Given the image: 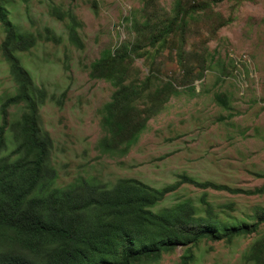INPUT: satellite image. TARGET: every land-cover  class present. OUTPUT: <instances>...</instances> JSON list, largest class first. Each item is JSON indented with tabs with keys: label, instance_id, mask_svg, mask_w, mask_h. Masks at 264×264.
Wrapping results in <instances>:
<instances>
[{
	"label": "rangeland",
	"instance_id": "1",
	"mask_svg": "<svg viewBox=\"0 0 264 264\" xmlns=\"http://www.w3.org/2000/svg\"><path fill=\"white\" fill-rule=\"evenodd\" d=\"M173 2L157 0L165 10ZM142 4V0H9L10 20L37 38L19 57L33 81L46 89L39 115L53 144L50 162L56 170L54 186L91 176L102 181L134 177L162 188L178 183L184 175L235 190L201 188L180 181L155 209L190 199L198 213L208 203L220 216L226 215V223L242 217L251 222L254 208L264 207V190L246 192L264 189V0H220L213 4L214 12L232 21L213 33L208 22L193 23L181 63L173 44L158 53L153 47L154 59L131 60L126 83L142 79L151 69L157 85V79L178 77L182 69L196 70V57L203 47L209 54L216 51L214 58L207 56L203 79L194 81L197 93L190 96L184 90L170 97L147 121L129 152L112 158L100 154L96 144L103 134L100 109L115 87L91 77V63L106 48L136 41L130 19H143ZM72 19L77 42L68 36L67 24ZM211 22L215 23L214 15ZM3 37L0 27V42ZM152 81L153 77L148 85ZM14 90L8 63L0 52V98ZM215 94L224 95L227 106L216 101ZM145 101L141 99L138 106H144ZM9 111L19 113V108ZM263 231L262 224L259 234ZM256 237L258 234L251 233L230 243L202 240L193 253L197 264H244L241 255ZM182 252L179 245L151 264H175Z\"/></svg>",
	"mask_w": 264,
	"mask_h": 264
},
{
	"label": "trees",
	"instance_id": "2",
	"mask_svg": "<svg viewBox=\"0 0 264 264\" xmlns=\"http://www.w3.org/2000/svg\"><path fill=\"white\" fill-rule=\"evenodd\" d=\"M218 1L174 0L165 10L157 0H142L143 19H130L136 41L106 48L91 63L90 76L115 87L100 109L103 134L96 144L100 154L124 156L137 143L150 117L170 97L184 90L190 96L197 93L194 81L203 79L207 56L214 58L215 50L209 54L203 47L196 57V70L182 69L178 77L157 79V85L151 69L142 79L126 83L128 66L137 57L154 59L153 47L158 53L171 44L181 63L193 23L208 22L213 33L232 21L213 11ZM8 3L0 0V27L4 32L0 52L8 63L15 90L0 98V264H151L179 245L183 252L175 264H197L193 249L202 240L230 243L251 233L258 237L243 251L242 261L264 264V231L259 234L262 224L264 227V207L254 208L251 222L242 217L229 223L223 219L226 215L220 216L208 203L198 213L190 199L155 209L180 181L201 188L235 190L226 185L182 175L178 183L162 188L134 177L102 181L91 176L54 186L56 170L50 162L53 144L39 115L46 89L33 81L19 57L20 52L35 45L37 38L10 20ZM213 15L215 23L211 22ZM67 28L70 41L77 42L73 19ZM143 98L145 105L139 107ZM215 100L224 107L228 104L224 95L215 94ZM11 107L19 108V113H10Z\"/></svg>",
	"mask_w": 264,
	"mask_h": 264
}]
</instances>
